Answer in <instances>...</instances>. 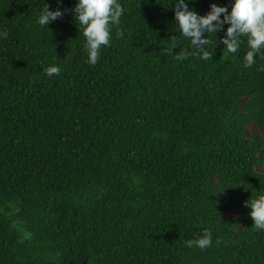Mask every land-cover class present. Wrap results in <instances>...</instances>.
<instances>
[{
    "label": "trees",
    "instance_id": "16d2710c",
    "mask_svg": "<svg viewBox=\"0 0 264 264\" xmlns=\"http://www.w3.org/2000/svg\"><path fill=\"white\" fill-rule=\"evenodd\" d=\"M176 2L118 0L123 36L92 65L77 0H0V264H264L245 206L264 194V49L245 67L225 24L212 60H176L195 51ZM44 4L64 15L42 27Z\"/></svg>",
    "mask_w": 264,
    "mask_h": 264
},
{
    "label": "clouds",
    "instance_id": "9594fccd",
    "mask_svg": "<svg viewBox=\"0 0 264 264\" xmlns=\"http://www.w3.org/2000/svg\"><path fill=\"white\" fill-rule=\"evenodd\" d=\"M60 3L61 0H57V4ZM71 11L75 13V19L83 29L88 62L95 65L99 59L100 49L110 44L112 28L115 26L118 37L123 36L119 23L124 14V8L118 0H77L75 8ZM174 13L181 35L189 39L191 46L195 49L194 52L181 50L174 54L178 61L186 59L189 55H199L205 61L212 60L214 48L211 51L207 50L211 41L204 38L205 34H215L222 30L225 24L229 27L226 29V38H223L220 43L224 45L228 53H237L242 42L241 37H247L249 50L244 57L245 67H251L255 62L256 54L264 49V0H234L230 12L226 7H219L213 3L210 5V11L204 16L189 10L185 0H177ZM63 15L64 12L60 10L49 11V6L44 4L37 23L44 27L62 18ZM0 36L7 39L8 33L4 32ZM168 41L170 43L164 49L165 55L172 54V49L177 48L176 36L169 38ZM44 71L51 77L59 75L61 69L58 66H50ZM245 206L251 209L249 215L253 221L252 228L264 231V194L249 199L245 202ZM211 236V230L205 229L201 237L186 240L185 246L207 249L212 245ZM220 242L218 239L217 244Z\"/></svg>",
    "mask_w": 264,
    "mask_h": 264
},
{
    "label": "rangeland",
    "instance_id": "374dc122",
    "mask_svg": "<svg viewBox=\"0 0 264 264\" xmlns=\"http://www.w3.org/2000/svg\"><path fill=\"white\" fill-rule=\"evenodd\" d=\"M231 217H234V215H230Z\"/></svg>",
    "mask_w": 264,
    "mask_h": 264
},
{
    "label": "water",
    "instance_id": "95a60500",
    "mask_svg": "<svg viewBox=\"0 0 264 264\" xmlns=\"http://www.w3.org/2000/svg\"><path fill=\"white\" fill-rule=\"evenodd\" d=\"M85 264V263H84Z\"/></svg>",
    "mask_w": 264,
    "mask_h": 264
}]
</instances>
